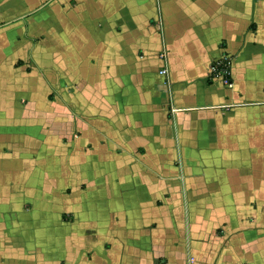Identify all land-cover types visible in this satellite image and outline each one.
Listing matches in <instances>:
<instances>
[{
    "label": "crops",
    "instance_id": "crops-1",
    "mask_svg": "<svg viewBox=\"0 0 264 264\" xmlns=\"http://www.w3.org/2000/svg\"><path fill=\"white\" fill-rule=\"evenodd\" d=\"M19 1L0 264H264V0Z\"/></svg>",
    "mask_w": 264,
    "mask_h": 264
},
{
    "label": "built area",
    "instance_id": "built-area-1",
    "mask_svg": "<svg viewBox=\"0 0 264 264\" xmlns=\"http://www.w3.org/2000/svg\"><path fill=\"white\" fill-rule=\"evenodd\" d=\"M209 70L211 71V76L220 77L226 87L232 85L230 60L225 54H221L213 59L209 65ZM161 71L165 72L164 70Z\"/></svg>",
    "mask_w": 264,
    "mask_h": 264
},
{
    "label": "rangeland",
    "instance_id": "rangeland-1",
    "mask_svg": "<svg viewBox=\"0 0 264 264\" xmlns=\"http://www.w3.org/2000/svg\"><path fill=\"white\" fill-rule=\"evenodd\" d=\"M19 3H20V5H23L21 0L19 1ZM5 6H6V4H5Z\"/></svg>",
    "mask_w": 264,
    "mask_h": 264
}]
</instances>
